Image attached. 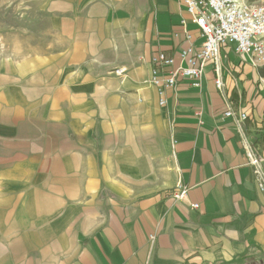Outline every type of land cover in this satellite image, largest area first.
Returning a JSON list of instances; mask_svg holds the SVG:
<instances>
[{
    "label": "crops",
    "instance_id": "1",
    "mask_svg": "<svg viewBox=\"0 0 264 264\" xmlns=\"http://www.w3.org/2000/svg\"><path fill=\"white\" fill-rule=\"evenodd\" d=\"M1 1L19 38L0 59V264H264V193L224 115L246 112L264 170V65L222 48V90L208 66L160 105L154 53L203 39L179 0Z\"/></svg>",
    "mask_w": 264,
    "mask_h": 264
},
{
    "label": "built area",
    "instance_id": "2",
    "mask_svg": "<svg viewBox=\"0 0 264 264\" xmlns=\"http://www.w3.org/2000/svg\"><path fill=\"white\" fill-rule=\"evenodd\" d=\"M190 20L196 25L202 41L194 45L192 36L186 34L187 43L179 52V62L167 52L154 53L151 64L150 82L156 86L158 103L166 102V92L173 88L178 80L188 79L194 86H200L202 74L211 66L214 83L223 89L221 79L220 51L230 48L234 53L247 55L253 64L264 65V0H179ZM182 24L185 20L181 21ZM124 68L112 71L116 76L123 75ZM224 115L236 124L238 142L242 148L246 165L251 167L257 187L264 193L263 158L244 128L247 118L244 110L228 104ZM174 198L182 199L186 195V186L179 185ZM192 207L197 208L198 204ZM153 235L150 239L153 240Z\"/></svg>",
    "mask_w": 264,
    "mask_h": 264
},
{
    "label": "rangeland",
    "instance_id": "3",
    "mask_svg": "<svg viewBox=\"0 0 264 264\" xmlns=\"http://www.w3.org/2000/svg\"><path fill=\"white\" fill-rule=\"evenodd\" d=\"M14 4L15 3L11 2L9 8L11 9ZM17 27H18V15L13 10H11L9 13L3 12L2 1L0 0V59L3 56H5V49H6L5 40L9 39V41L11 40L10 42L15 43V41L19 38ZM178 190H180L179 187L177 191Z\"/></svg>",
    "mask_w": 264,
    "mask_h": 264
}]
</instances>
